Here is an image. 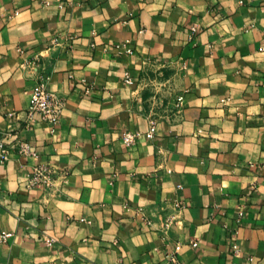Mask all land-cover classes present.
Masks as SVG:
<instances>
[{"label":"crops","instance_id":"obj_1","mask_svg":"<svg viewBox=\"0 0 264 264\" xmlns=\"http://www.w3.org/2000/svg\"><path fill=\"white\" fill-rule=\"evenodd\" d=\"M40 74L65 105L27 128ZM0 137L34 152L0 162V264H264V0H0Z\"/></svg>","mask_w":264,"mask_h":264},{"label":"built area","instance_id":"obj_2","mask_svg":"<svg viewBox=\"0 0 264 264\" xmlns=\"http://www.w3.org/2000/svg\"><path fill=\"white\" fill-rule=\"evenodd\" d=\"M129 51L130 49L127 48ZM50 78L47 74H40L38 81L34 84L30 91V101L26 110V126L27 128H33L35 124L38 122H47L52 125H55L62 114V110L64 108L65 102L64 98L60 96L56 91L50 88ZM125 81L130 83L132 78L129 74H126ZM161 79H153V86H161ZM163 83V82H162ZM164 85V84H163ZM162 85V86H163ZM158 93L161 90L157 91ZM158 93H154V98L149 100V103L152 106V117L149 128L145 132V136L148 138H152L157 130V122L160 118H169L170 115L166 112L157 114V109L164 110L167 108V105L164 103V96H158ZM185 101V94L181 93L176 96L175 104L169 108L170 112L180 113ZM13 113L11 114V119L13 118ZM12 133V129H7V133L5 135H10ZM141 135L139 131H125L122 133L123 142L126 145H132L136 142L138 137ZM12 148H17L22 154H34L31 149L29 143L25 141H16L14 144H7L2 137H0V162H6L10 159V152ZM65 177L64 174L60 173L59 170L51 165V164H36L31 168V175L29 178V184L32 187L37 188L43 192H49L56 186V181L59 178ZM178 209L184 208L186 204L183 201H180L178 204ZM174 215H168L164 219V225L169 226L174 221ZM13 232H8L6 230H2L0 233V237L2 240H7L12 237ZM48 244H51L54 241V238H46ZM237 249V246H234ZM180 246H177L176 250H179ZM172 259L175 264H180L176 255L174 254Z\"/></svg>","mask_w":264,"mask_h":264}]
</instances>
